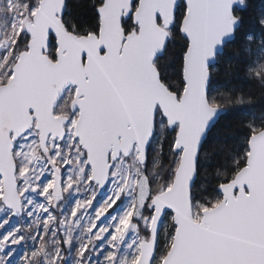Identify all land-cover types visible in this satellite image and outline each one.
Masks as SVG:
<instances>
[{"label":"snow or ice","instance_id":"1","mask_svg":"<svg viewBox=\"0 0 264 264\" xmlns=\"http://www.w3.org/2000/svg\"><path fill=\"white\" fill-rule=\"evenodd\" d=\"M0 229V264H264V0H0Z\"/></svg>","mask_w":264,"mask_h":264},{"label":"trees","instance_id":"2","mask_svg":"<svg viewBox=\"0 0 264 264\" xmlns=\"http://www.w3.org/2000/svg\"><path fill=\"white\" fill-rule=\"evenodd\" d=\"M69 3H71V0H69ZM250 3L253 6H257L261 3V0H250ZM255 8H250L248 12H254ZM248 12L245 13V15L248 14ZM248 114H251V110L248 108H242V109H236L232 110L226 113H222L217 121L212 125L210 128L207 138L205 141V145L210 144L213 142V140L218 136H224V129L230 128L233 121L240 118L241 116ZM258 116V114H257ZM247 130H238L236 135L234 136H228L227 137V143L230 145L231 149L235 152H240L243 150L244 144L241 142V137L246 136ZM207 187L206 191L211 193L215 191V183L216 181L214 179L209 180L206 182Z\"/></svg>","mask_w":264,"mask_h":264},{"label":"rangeland","instance_id":"3","mask_svg":"<svg viewBox=\"0 0 264 264\" xmlns=\"http://www.w3.org/2000/svg\"><path fill=\"white\" fill-rule=\"evenodd\" d=\"M63 103V99H61V101H59V103L57 104V109H59L60 104ZM37 198L38 197H34ZM71 207V201L70 200H66L64 202V210H68ZM24 222V218L22 217H16L13 218V220L10 221V224L8 226H6L7 229H10L11 227H14L17 223H23ZM6 229H0V232L4 231Z\"/></svg>","mask_w":264,"mask_h":264},{"label":"water","instance_id":"4","mask_svg":"<svg viewBox=\"0 0 264 264\" xmlns=\"http://www.w3.org/2000/svg\"><path fill=\"white\" fill-rule=\"evenodd\" d=\"M68 46H71V42H68ZM58 103H59V102H58ZM58 103H57V104H58ZM56 106H57V105H56ZM221 114H222V113H221ZM221 114H220V115H221ZM220 115H219V116H220ZM217 119H218V118H217ZM216 121H217V120H216ZM211 127H212V126H211ZM211 127H210V128H211ZM209 130H210V129H209ZM208 132H209V131H208ZM207 134H208V133H207Z\"/></svg>","mask_w":264,"mask_h":264},{"label":"flooded vegetation","instance_id":"5","mask_svg":"<svg viewBox=\"0 0 264 264\" xmlns=\"http://www.w3.org/2000/svg\"><path fill=\"white\" fill-rule=\"evenodd\" d=\"M57 107V106H56Z\"/></svg>","mask_w":264,"mask_h":264}]
</instances>
